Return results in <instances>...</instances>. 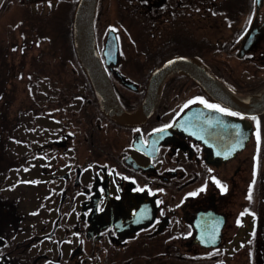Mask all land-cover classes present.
Instances as JSON below:
<instances>
[{
  "label": "flooded vegetation",
  "instance_id": "1",
  "mask_svg": "<svg viewBox=\"0 0 264 264\" xmlns=\"http://www.w3.org/2000/svg\"><path fill=\"white\" fill-rule=\"evenodd\" d=\"M76 1L0 7L63 23ZM261 1L94 0L99 58L131 118L102 108L75 51L0 69L16 87L2 101L0 264H264Z\"/></svg>",
  "mask_w": 264,
  "mask_h": 264
},
{
  "label": "trees",
  "instance_id": "2",
  "mask_svg": "<svg viewBox=\"0 0 264 264\" xmlns=\"http://www.w3.org/2000/svg\"><path fill=\"white\" fill-rule=\"evenodd\" d=\"M73 6L74 3L72 8ZM3 8L2 5L0 7V69L9 68V73H11V68H34L37 65L36 53L38 52L74 51L70 30L72 8L63 10V23L42 15L37 16L36 12L31 10L12 12ZM62 26H65L69 39L55 42L50 36L56 35V31ZM42 60L47 61V58L42 57ZM33 76L32 71L25 70V96H23V100L26 113L34 110L35 100L37 99L34 89L30 85ZM2 77L3 73L0 70V163H5V154L1 150L3 141L1 131L5 125L2 120L4 114L2 101L7 98L10 99L12 94L16 92V87L7 88L5 79H2Z\"/></svg>",
  "mask_w": 264,
  "mask_h": 264
},
{
  "label": "water",
  "instance_id": "3",
  "mask_svg": "<svg viewBox=\"0 0 264 264\" xmlns=\"http://www.w3.org/2000/svg\"><path fill=\"white\" fill-rule=\"evenodd\" d=\"M261 2L260 0V3ZM93 5L94 0H78L75 6L72 19V35L75 50L80 62L90 77V82H92L99 101H102V96L111 100V106L108 104L105 106L103 102H101L103 109L111 116H119L123 119L131 118L133 114L129 115L125 113L115 102L106 75L104 74L101 61H99L100 58L94 42L92 29ZM259 105L260 112L264 111V97H260Z\"/></svg>",
  "mask_w": 264,
  "mask_h": 264
},
{
  "label": "snow or ice",
  "instance_id": "4",
  "mask_svg": "<svg viewBox=\"0 0 264 264\" xmlns=\"http://www.w3.org/2000/svg\"><path fill=\"white\" fill-rule=\"evenodd\" d=\"M109 27H112V26L110 25ZM170 62H171V61H168V63H170ZM193 101H199V102L205 104V105H206L207 107H209V108L218 109V110L221 111V112L232 113V115H235V116H244V115H245V113H243V112H233V110H232L231 108L223 107V106L220 105V104L210 102V101H208L207 99H205L203 96H193L191 99H189V100H187V101L185 102V105H187V104H191ZM177 115H179V113H177ZM252 119H253V120H257V117H256L255 115H253V116H252ZM257 124H259V121H258V120H257ZM159 127H160L161 129H163V128H167L168 125H167V124H161ZM157 130H158V129H153L152 131L155 132V131H157ZM193 134H195V133H193ZM257 139H258V141H259V129L257 130ZM130 179H131V178H130ZM212 179L215 180L216 183H217L218 185L221 186V191H224V190H225V186L222 185L221 182H220L218 179H216V177H212ZM144 187L147 188V185H145ZM203 187H204V185H201V186H200V188H203ZM199 190H200V189H196L195 191H193V192H191V193H188V195H195L196 192L199 191ZM150 191H151V190H150ZM161 191H162V189H161ZM158 202H159V201H158ZM245 211H247V209H245ZM253 215H255V214H253ZM237 223H240V220H239V219H237Z\"/></svg>",
  "mask_w": 264,
  "mask_h": 264
},
{
  "label": "rangeland",
  "instance_id": "5",
  "mask_svg": "<svg viewBox=\"0 0 264 264\" xmlns=\"http://www.w3.org/2000/svg\"><path fill=\"white\" fill-rule=\"evenodd\" d=\"M19 91H21L24 95L23 96H25V90H21V89H19ZM21 97V96H20Z\"/></svg>",
  "mask_w": 264,
  "mask_h": 264
}]
</instances>
